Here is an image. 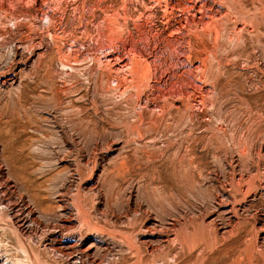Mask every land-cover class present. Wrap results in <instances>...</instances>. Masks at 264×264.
<instances>
[{
	"label": "rangeland",
	"instance_id": "rangeland-1",
	"mask_svg": "<svg viewBox=\"0 0 264 264\" xmlns=\"http://www.w3.org/2000/svg\"><path fill=\"white\" fill-rule=\"evenodd\" d=\"M4 1L12 4L0 9L3 37L20 36L14 27L30 20L24 12L30 6L17 2L15 8L21 4L23 13L15 18V0ZM78 1L69 2L65 15L71 17ZM97 1L88 2L95 6L81 24L73 12L77 17L60 25L66 27L63 34L60 28L64 41L81 51L95 46L85 30L95 26L90 14L103 15L102 7L122 8L121 0ZM141 1L128 0V11L136 14ZM260 1L246 0V8L260 16ZM47 4L48 14L57 12ZM158 6H149L154 15L147 13L144 19L160 29L163 11ZM36 21L37 33L51 45L44 24L38 17ZM260 21L258 29L245 25V44L235 48L232 43L223 54H209L225 95L217 110L195 90L198 102L205 103L202 124L188 121L180 127L174 120L179 113L172 108L163 117L171 130L130 133L140 109L132 112L125 103L108 105L98 99L86 65L65 66L67 73L56 66L59 78H43L42 71L32 78L18 74L12 87L0 85V264H264V19ZM129 23L133 26L131 19ZM204 33L199 42L192 39L195 51L201 41L210 38L214 43ZM1 45L0 52L5 51L7 45ZM176 53L168 49L165 54ZM1 59L3 73L8 63L6 56ZM95 61L97 57H89L90 65ZM158 68L165 66L159 61ZM52 79L66 87L63 94L69 95L63 103L68 111L55 108ZM114 90L119 91L111 90L113 98L121 99V92ZM234 136L251 140L252 152L245 153L243 142L237 145ZM180 154L188 157L179 159ZM125 156L127 166L120 164Z\"/></svg>",
	"mask_w": 264,
	"mask_h": 264
},
{
	"label": "bare ground",
	"instance_id": "bare-ground-1",
	"mask_svg": "<svg viewBox=\"0 0 264 264\" xmlns=\"http://www.w3.org/2000/svg\"><path fill=\"white\" fill-rule=\"evenodd\" d=\"M21 1H25L26 6H30L24 10L30 20L23 25L17 24L19 25L17 26L15 24L16 27H14L16 28L17 33H19V35L21 33V35H14V37L11 36L10 38L6 39L3 37V30L0 28V45H7L6 50H2V52H0V60H2L1 58L3 56H6V61L8 63L7 70L3 73H0V85L4 86L11 84L12 87L13 84L18 82L17 76H21L22 74L23 77L28 76L29 78H32L39 71H42L43 78L50 77L52 74L55 75L54 77L52 76L53 78H59L58 70L66 72L65 66L79 68L81 66L85 67L83 65H86V68L88 67V69L91 70L88 74V80H90V83L93 86V90H91L97 93L96 95L99 97L98 99H100L102 102L104 101V103L108 101V105H115L116 103L119 104V102H121V104L125 103V106L127 105L129 107H127V109H131L132 112H135L136 108L140 109L137 114L135 113L138 118L136 123L131 124V127L134 125L133 128H131L132 131L129 130L130 124H128L131 121H128V123L126 122L128 125H125L126 127L128 126L129 129H127L125 126L124 127L128 132L130 131V133H134V135H138L137 133H139L141 136L142 134L145 136L148 133H155L156 135L157 133L166 131L167 129L171 130L168 126H165L163 117L168 116L171 113L172 108L179 113L177 116L174 115V120L180 127L186 124L188 121H191L193 124H202L204 121L199 116L200 114H204L206 112L204 106L205 103L202 104L198 102L199 96L196 97L194 94L197 92H195L196 89L199 90L198 92L201 94V98L205 96L209 97L211 100V106L214 105V107H217V110H220L219 107L223 106L222 101H224L223 97L225 95V89L221 84L222 78L220 74L216 73L213 68V63L215 62L211 61L210 56L212 53L215 55L222 53V50H224L226 45L228 46L234 43L236 48L237 44H245V25L248 23L251 28L258 29L261 24L260 18L264 19V0L260 1L262 2L260 16L258 15L260 12H251V9L249 10L246 8V0H149L148 2L142 0L141 2L143 7L141 6L142 8L140 9L137 8L138 11L136 14L129 12L127 9L129 7L128 5L130 1L127 5L128 0H121L122 5L121 2L120 5L122 8H118L116 5H114V7L109 9V11L106 7H102L101 12L103 9H105L103 15H101V12H99L101 13V16H99L98 13L96 16V12L94 14H90V17H88L90 18L89 22L93 24L95 23V26L93 29L91 28L92 30L85 26V30L86 33L88 32L87 35L91 42L95 43V46L81 51L78 48H74V44H68V42L64 41L62 36L65 35L60 34V25H63V23H68V21L73 18V16H76L75 13L74 15H71L73 12H78L77 16L80 18L78 24H81V22L85 20V17L87 16L86 14L93 11V5L95 6V4L98 2L97 0L95 1L96 3L93 2V0H81V2L78 1L80 4H77L74 8L71 7L73 11L70 14L71 17L67 16L68 14L65 15V11L67 10L69 2H73L74 0H15L13 8H11L14 12L15 18H18L20 13H23V10L20 9L21 4L19 8H17V5L15 8V4L17 2L20 3ZM91 1L95 4H88V2L90 3ZM48 2L49 5L51 3V5L57 8V14L54 13V10L52 11L53 13H51V15L47 13L46 7L48 6ZM99 2L103 3L102 0H99ZM111 2L113 3L112 0ZM9 3L11 6L12 1ZM108 4V7L110 8V1ZM115 4H117L116 1ZM157 5H159L163 11V26L160 29L155 27L154 21L144 19L147 13L150 14H148L149 17L151 14L152 16L154 15L151 12L152 10L150 11L149 8L152 9V6ZM10 6L4 0L0 1V9H10ZM254 6L256 7V5ZM223 7L224 9H222ZM67 13H69V11ZM232 15L234 19H231ZM44 16L47 19L46 23L43 19ZM37 17L40 19V24L42 26L44 24V29L42 30L47 33L46 35L49 34V36L52 37L53 40L51 45L49 44L50 42H44V39L42 38L44 34L39 36L37 33ZM130 19L133 21V26H130ZM231 20H234L236 23L241 20L242 23L238 25L236 23H232ZM20 26L22 29H20ZM63 27L61 28L62 34L66 28L65 26ZM202 32L206 33L207 36L205 35V38L213 37L214 43L211 42L212 44H210V38L208 40L206 39V41H201V46L199 43L195 42V46L197 44L199 45H197L198 47L196 46L198 49L195 51V47L193 48L191 46L194 41L197 40L198 36H200V33L202 35ZM71 36L73 37V35ZM203 36L201 37L203 38ZM226 37L227 39L225 42L220 40L225 39ZM194 38L196 39L194 40ZM63 41L66 46L62 44ZM168 49H177V53L175 55L173 54L174 56L169 54L166 55L165 53L168 51ZM98 50H101V52L98 53ZM232 51L237 55L241 53L238 49H234ZM89 57L90 59L91 57H97V61L90 65V61L88 62ZM159 61L164 64V69L158 68ZM73 62H75V64L78 63L77 67L72 65ZM62 72L60 74H62ZM53 80L54 79H52V81ZM43 81L46 82V79ZM112 82L113 84L116 83V86L113 87ZM60 83L61 80L60 82L58 80L53 81L52 86L49 89L51 96L54 97L51 98L55 99V108L57 107L59 110L62 109L63 111V109L66 108L65 105L67 104L66 103L64 105L63 101L65 98H68L67 96L69 94L67 96L63 94V92H66L67 90L66 87L65 90H63ZM162 87L167 88V90H164ZM68 88L70 89L69 86ZM112 89H118L121 92L122 100L117 98L119 96L113 98L114 96L111 95ZM70 91L73 92L72 89H70ZM115 91L117 90H114V92ZM155 91H157V93H155L153 96L152 92ZM120 92L118 94H120ZM135 94L137 95L136 99H134ZM39 95L43 96L41 93ZM95 103L97 105L98 102ZM117 106L118 105H116V107ZM122 107L125 108L124 106ZM67 108L65 109L67 111L71 109ZM156 110H158L157 112L159 113H157ZM73 111L74 110H72V112ZM75 111L78 110L75 109ZM74 114L76 117L75 119H78L79 114L77 115L76 112ZM126 130H124V132ZM234 138L236 139L235 143H237V145L243 142V146H241L245 153L247 151L250 153L252 152L251 147L253 146L251 140H249L247 137H245V140H242L241 138L237 139L235 136ZM148 139L150 138L148 137ZM176 152L179 154L178 150ZM126 156L123 157V160H121V165L127 166ZM184 156L185 155L180 154L179 159H183L182 157ZM187 157L185 156V158ZM191 160H189V163ZM187 171L189 170L187 169Z\"/></svg>",
	"mask_w": 264,
	"mask_h": 264
}]
</instances>
